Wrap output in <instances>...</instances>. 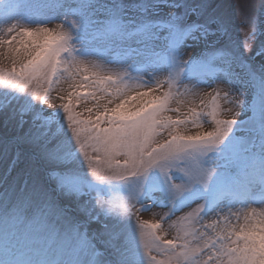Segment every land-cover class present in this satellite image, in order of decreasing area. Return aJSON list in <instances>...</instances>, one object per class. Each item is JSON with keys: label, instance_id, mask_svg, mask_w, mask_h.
Returning a JSON list of instances; mask_svg holds the SVG:
<instances>
[{"label": "snow or ice", "instance_id": "snow-or-ice-1", "mask_svg": "<svg viewBox=\"0 0 264 264\" xmlns=\"http://www.w3.org/2000/svg\"><path fill=\"white\" fill-rule=\"evenodd\" d=\"M43 7L53 14L0 0V155L14 147L10 166L27 155L86 222L104 216L112 223L103 225L108 240L98 247L79 222L62 236L43 209L29 217L0 202V264H264V208L225 213L217 203L227 193L246 206L251 185L264 186V63L249 62L264 59V28L245 15L255 46L245 41L241 52L225 44L213 47L219 56L183 59L184 49L227 34L208 0H50ZM234 64L248 69L247 80L229 71ZM193 67L203 70L195 78ZM246 84L254 87L251 101ZM81 164L95 183L81 176ZM100 185L123 192V203L102 200ZM193 203L171 225L176 236L165 239L166 219ZM157 206L168 213L140 220ZM123 229H139L142 253H109Z\"/></svg>", "mask_w": 264, "mask_h": 264}, {"label": "rangeland", "instance_id": "rangeland-1", "mask_svg": "<svg viewBox=\"0 0 264 264\" xmlns=\"http://www.w3.org/2000/svg\"><path fill=\"white\" fill-rule=\"evenodd\" d=\"M25 3H32L34 5L41 6L42 11L51 15L53 10L43 7V5L50 2V0H24ZM66 6L69 4H74L76 0H61ZM104 2V0H100ZM209 10L214 12L216 15L223 17L227 21V34L221 35L220 38L216 41L215 45H209L205 47L204 45H198L196 53H189L184 51L183 59H188V57L195 56L198 59L201 56L212 57L219 56V51L213 52V47L216 49L222 48L223 45L227 44L231 47L236 48L239 51H243V45L245 41L248 44L255 46L254 41L248 39V35L251 32L250 25H244L242 20L245 15L254 17L261 28H264V0H208ZM22 12H26L27 9H22ZM71 18V17H69ZM0 19H3L0 15ZM51 27V25H49ZM131 43V42H130ZM132 47H135V44H131ZM189 49V48H186ZM219 53V54H218ZM218 54V55H217ZM111 57V54H108ZM250 53H247L246 56H249ZM132 60H138L137 57L133 56ZM131 62V61H130ZM253 68H258L261 63H264V59L255 58L249 61ZM10 66V65H9ZM112 67H118V65H112ZM216 67L223 68L224 65L222 62L217 59ZM195 78L203 70L198 67H193L190 70ZM233 74H237L242 80L248 79V69L242 67L239 64H234L229 69ZM166 74H161L160 79H164ZM222 87L225 85L221 84ZM67 87V85H63ZM215 87V85H213ZM246 98L251 101L254 95V87L251 84H246ZM166 90L161 89V93ZM3 89H0L2 92ZM203 91H209V89L204 88ZM52 95L55 97L56 92H53ZM58 102V101H57ZM22 103V101H21ZM198 103V101H197ZM225 108L228 105H223ZM19 107V104L16 105ZM47 108L48 106L45 105ZM172 107H176L175 104H172ZM79 110V109H78ZM175 118V113H168ZM239 119H245V116L241 115ZM207 127V125L205 126ZM6 129L4 127V117L0 115V136L5 133ZM10 131V128H9ZM190 132L196 131V129H189ZM16 156V149L13 147L9 150L7 156L0 155V202H7L13 206H20L26 216H32L33 214L38 215V210L43 209L47 216L48 224L53 227L60 235H64L74 228L79 222L80 231L83 232L87 229L88 236L90 238L94 237V243L98 247H102L104 241L108 240V236L105 235V229L103 225L105 222L111 224L112 221H106L104 216L100 217L99 222L96 221H87V216L84 212L76 210L75 203L67 200L66 198L60 196L57 192L54 191L55 183L53 180L49 179L47 176L45 168L37 162L32 161L27 155L21 154L17 160L15 166H10L11 161ZM259 154L257 153L255 157V164L258 167L259 165ZM253 161H249L251 171V165ZM81 176L95 183L94 176L92 175L90 169L86 164L80 165ZM101 174H110L107 172H102ZM175 174V173H174ZM229 175L233 176L234 179H238L241 182L245 181L243 173L236 171L235 173L230 169ZM178 182V181H177ZM102 189H105L100 193V198L102 200L108 201L114 208L118 207L124 201V193L119 191L108 192L104 185H100ZM249 202L245 206L235 197L225 193L221 195L217 201L220 203L225 213L228 212H243L246 208H256L257 210L264 208V186L259 184L257 180L249 188ZM96 193L93 192L92 196L95 197ZM159 196V193H157ZM89 199L88 196H85L83 200ZM203 201H199L202 203ZM51 205V206H50ZM71 207L73 210L67 215L60 213L59 209L65 207ZM139 207V205H137ZM196 207V204L193 203L191 207H184L180 211H176L171 215V219H166L162 227L164 229L163 236L165 239H172L176 236V229L171 227L174 221L178 217L185 215L192 209ZM169 209L166 207H151L150 211H141L139 213V218L142 221L155 222L159 220L161 216H164L165 213H168ZM211 218H214L211 217ZM115 219V217H113ZM207 222V220L205 221ZM233 223L235 220L233 219ZM135 225V217H133V226ZM114 247L108 249L109 253H113L116 249L120 251L127 252L131 257V250L136 249L142 253L143 249L139 246V229H135V232L131 229H123L120 231L119 237L112 241ZM112 258V257H110ZM162 259L163 257H157Z\"/></svg>", "mask_w": 264, "mask_h": 264}, {"label": "bare ground", "instance_id": "bare-ground-1", "mask_svg": "<svg viewBox=\"0 0 264 264\" xmlns=\"http://www.w3.org/2000/svg\"><path fill=\"white\" fill-rule=\"evenodd\" d=\"M197 49H198V47L195 46L193 48L185 49V52H187L186 54H189V53L193 54V53H196Z\"/></svg>", "mask_w": 264, "mask_h": 264}]
</instances>
